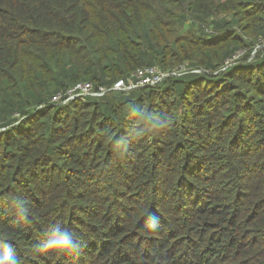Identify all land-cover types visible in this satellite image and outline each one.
I'll return each instance as SVG.
<instances>
[{
	"label": "trees",
	"instance_id": "1",
	"mask_svg": "<svg viewBox=\"0 0 264 264\" xmlns=\"http://www.w3.org/2000/svg\"><path fill=\"white\" fill-rule=\"evenodd\" d=\"M147 1L0 0V242L18 264H264V46L246 61L264 0ZM56 225L78 254L41 250Z\"/></svg>",
	"mask_w": 264,
	"mask_h": 264
},
{
	"label": "built area",
	"instance_id": "2",
	"mask_svg": "<svg viewBox=\"0 0 264 264\" xmlns=\"http://www.w3.org/2000/svg\"><path fill=\"white\" fill-rule=\"evenodd\" d=\"M194 71H200L195 69ZM187 72L183 66L176 67L172 70H163L162 68L153 65L137 68L127 78L117 79L111 87L105 86L95 87L91 82H78L73 88L68 90L64 102L83 95L101 96L113 90L130 91L143 86H153L160 83L164 78L171 75H179ZM60 98V95L55 97Z\"/></svg>",
	"mask_w": 264,
	"mask_h": 264
},
{
	"label": "clouds",
	"instance_id": "3",
	"mask_svg": "<svg viewBox=\"0 0 264 264\" xmlns=\"http://www.w3.org/2000/svg\"><path fill=\"white\" fill-rule=\"evenodd\" d=\"M16 208L19 215L27 216L26 209L18 201ZM41 250L54 255L73 256L79 253L80 245L69 229L56 225L42 242ZM0 264H18L15 250L8 242H0Z\"/></svg>",
	"mask_w": 264,
	"mask_h": 264
},
{
	"label": "rangeland",
	"instance_id": "4",
	"mask_svg": "<svg viewBox=\"0 0 264 264\" xmlns=\"http://www.w3.org/2000/svg\"><path fill=\"white\" fill-rule=\"evenodd\" d=\"M222 2H223V0H212L211 4H213V5H217V4H220V3H222ZM146 3H147L148 5H154V4H156V1H155V0H149V1H147ZM191 25H192V20L189 21V22H187V24H186V26H191ZM263 46H264V40L261 41V42H260V41H259V42H256L255 45L253 46V48L251 49L252 52H251L250 57L247 58L246 61H248V62L255 61V60L258 58V56H259V54H260V51H261V49L263 48ZM246 52H247V49L238 52L239 54H237V57H239V58L243 57V56L246 54ZM34 54H35V53H34ZM39 55L42 56L41 53H39ZM51 56H52L53 63H57V62H59L60 59L62 58V56H63V52H52V53H51ZM242 61H245V60L243 59ZM192 62H193V60H191V59H186L184 62H180V63L176 64L175 66H178V65H180V64H183V65H180V66H183L185 69L188 70V69L194 67V66L192 65ZM232 62H233V57L230 58V59L227 61L228 64H229V63H232ZM24 66H25V67L30 66L31 68H33L34 66H36V68L39 67V65H33V64H31L30 62H28L26 59L24 60ZM175 66H174V67H175ZM180 66H178V67H180ZM167 69H168V68H167ZM199 70L201 71V70H203V69L200 68ZM45 71H48V70H45ZM212 74H214V73H212ZM118 77H121V76H118ZM118 77H116V79H117ZM110 78H111V76L109 77V79H110ZM92 83H93V82H92ZM93 85H94V86H97V85L94 84V83H93Z\"/></svg>",
	"mask_w": 264,
	"mask_h": 264
}]
</instances>
